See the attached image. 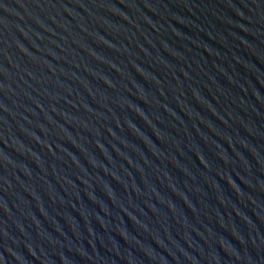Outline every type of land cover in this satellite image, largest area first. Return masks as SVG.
Segmentation results:
<instances>
[{
    "label": "water",
    "instance_id": "95a60500",
    "mask_svg": "<svg viewBox=\"0 0 264 264\" xmlns=\"http://www.w3.org/2000/svg\"><path fill=\"white\" fill-rule=\"evenodd\" d=\"M0 264H264V0H0Z\"/></svg>",
    "mask_w": 264,
    "mask_h": 264
}]
</instances>
